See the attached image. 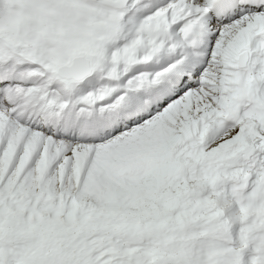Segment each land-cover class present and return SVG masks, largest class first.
Masks as SVG:
<instances>
[{
    "label": "snow or ice",
    "instance_id": "1",
    "mask_svg": "<svg viewBox=\"0 0 264 264\" xmlns=\"http://www.w3.org/2000/svg\"><path fill=\"white\" fill-rule=\"evenodd\" d=\"M0 264H264V0H0Z\"/></svg>",
    "mask_w": 264,
    "mask_h": 264
}]
</instances>
